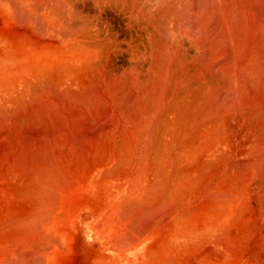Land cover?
Instances as JSON below:
<instances>
[{
	"label": "bare ground",
	"instance_id": "bare-ground-1",
	"mask_svg": "<svg viewBox=\"0 0 264 264\" xmlns=\"http://www.w3.org/2000/svg\"><path fill=\"white\" fill-rule=\"evenodd\" d=\"M0 264H264V0H0Z\"/></svg>",
	"mask_w": 264,
	"mask_h": 264
}]
</instances>
